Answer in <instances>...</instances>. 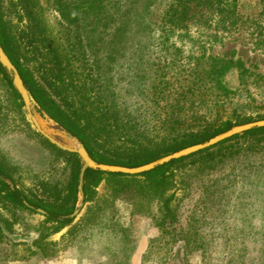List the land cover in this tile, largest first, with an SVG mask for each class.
<instances>
[{"label": "rangeland", "instance_id": "374dc122", "mask_svg": "<svg viewBox=\"0 0 264 264\" xmlns=\"http://www.w3.org/2000/svg\"><path fill=\"white\" fill-rule=\"evenodd\" d=\"M36 1L45 34L59 49L76 41L80 33L86 37L90 26L84 27L81 21L82 25L74 28L60 14L58 2L64 1L71 2L72 15V0ZM239 10L240 22L230 29L193 19L189 30L194 38L176 40L169 53L152 45L144 60L118 57L112 61L113 70L107 78L118 101L130 99L123 85L127 88L132 78H138L136 74L145 75L148 70L157 78L154 70L169 60L179 58L176 65L181 70L190 64V55L204 52L242 60L249 69L247 81L242 84L237 68L230 70L225 80L233 93L219 108L211 105L195 113L184 111L182 120L187 121L181 128L198 130L209 124L217 129L228 122L242 124L236 122L246 117L264 119V5L259 0H240ZM0 11L8 33L19 44L23 61L36 74L42 72L46 58L36 59L27 49L24 31L29 20L18 0H0ZM84 49L89 52L88 47ZM104 50L102 44L100 56ZM177 68L165 67L169 71L166 77L172 80ZM156 97L158 103L146 105L144 120L151 129L153 124H161L173 103L168 94ZM37 112L49 130L51 120ZM168 131L152 129L148 137H161ZM236 141L234 153L220 154L210 161L194 155L175 166V182L165 193L173 194L170 204L175 217H165L163 198L142 197L133 190L116 192L107 180L98 186L94 201H85L75 219H67L66 226L54 231L58 223L46 222L47 215L37 208L69 205L77 157L81 168L83 162L76 153L38 132L12 80L10 83L0 71V169L12 178L0 176L11 185L4 179L9 178L37 203L27 208L6 199L0 182V264H264V149H247L244 137L227 143ZM94 205L98 210L93 214ZM105 211H109L108 216H100ZM39 250L42 252L34 253Z\"/></svg>", "mask_w": 264, "mask_h": 264}, {"label": "trees", "instance_id": "16d2710c", "mask_svg": "<svg viewBox=\"0 0 264 264\" xmlns=\"http://www.w3.org/2000/svg\"><path fill=\"white\" fill-rule=\"evenodd\" d=\"M259 1L264 5V0ZM18 3L29 20L24 31L27 49L36 59L40 56L46 58L43 71L36 74L23 61L19 44L8 33L0 11L1 43L18 67L40 111L43 110L67 131L80 138L96 160L128 166L142 165L207 140L234 125L228 122L217 129L209 124L198 130L181 128L187 121L182 120L184 111L189 109L195 113L196 109L209 108L211 105L212 108H219L225 98L233 93L225 80L230 70L237 68L240 81L246 83L249 69L240 59L203 52L199 56L190 55V64L180 70L176 65L179 58L175 57L161 69L154 70L157 78L146 70L145 75L136 74L139 79L132 78L127 88L123 85L130 99H123L122 102L118 101L119 96L115 90L110 89L107 73L113 70L110 64L118 57L144 60L145 56H149L152 45L160 46V50L165 49L169 53L176 40L193 39L189 30V21L193 19L212 24L216 28L230 29L240 22V0H72V15L71 2L59 1L60 14L68 25L79 27L82 21L84 27L90 26L85 38L81 33L76 35V41L72 40L71 45L64 46L63 50L45 34L42 20L36 12L37 1L18 0ZM70 39L67 38L68 41ZM102 44L105 50L100 56ZM85 46L89 52L84 49ZM65 60L66 65H63ZM168 65L177 68L172 80L166 77L169 71L165 67L168 68ZM0 71L11 83L1 64ZM151 79L155 81L148 83L147 80ZM152 91L154 95H151ZM160 93L172 97V108L165 113L161 124H153L152 129L169 131L167 135L164 133V136L151 138L148 136L152 129L144 120L148 109L146 105L158 103L156 96ZM253 119L246 117L236 123ZM241 137L247 142V149H264V127H259L220 142L216 145L221 146L219 149H213V146L140 175L108 173L89 168L85 174V201H94L98 186L108 180L116 192L133 190L142 197L163 198L165 217H175L170 204L173 194L165 195L168 186L175 182V166L194 155H198L200 160L210 161L220 154L234 153L239 141L227 142ZM80 169L77 157L70 182L72 199L69 205L42 206L47 211L46 222L58 223L54 231H59L70 222L60 216L71 213L75 208ZM0 175L12 178L2 169ZM0 182L4 186L1 191L6 199L27 208L30 206L25 201L31 205L37 204L17 187L12 188L1 176ZM91 210L94 214L98 207L94 205ZM103 214L108 216L109 211L100 212V216ZM37 243H40L39 240ZM40 246L47 249L46 246ZM40 252L42 250L34 253ZM44 255L49 253L44 251Z\"/></svg>", "mask_w": 264, "mask_h": 264}, {"label": "water", "instance_id": "95a60500", "mask_svg": "<svg viewBox=\"0 0 264 264\" xmlns=\"http://www.w3.org/2000/svg\"><path fill=\"white\" fill-rule=\"evenodd\" d=\"M0 64L4 68L5 72L9 76V78L12 80V83L16 89V91L19 93L22 101L24 102L26 111L28 112L30 119L38 132L43 135L45 138L50 140L55 145L59 146L60 148L76 153L82 160L83 166L80 171L79 176V184H78V199L75 205V208L72 213L61 215L60 217L62 219H75V217L80 213L83 205L85 204V194H84V184H85V174L87 169H95L99 171H104L108 173H121V174H127V175H137L141 173H145L148 171H151L161 165H164L166 163H169L173 160L192 155L194 153H197L199 151H202L204 149L210 148L214 145H217L218 143L229 139L235 135L244 133L248 130L264 127V119H259L247 123L237 124L229 129L218 133L214 135L213 137L204 140L202 142L189 145L187 147H184L182 149H179L177 151L171 152L167 155L161 156L153 161H150L148 163L137 165V166H128V165H121V164H112V163H106V162H100L96 160L90 153V151L87 149L85 143L78 138L77 136L73 135L69 131H67L64 127H62L58 122L50 118L43 110L40 111V106L38 105V102L34 98V95L32 94L31 90L29 89L28 85L26 84L22 74L20 73L18 67L13 62L9 54L7 53L6 49L1 43L0 40ZM41 114L47 116L52 123L58 125V129L56 130V133L72 140L73 145H67L61 140L58 139L57 136L47 132L41 122L42 120L39 118L38 112ZM49 123V122H48ZM7 182H9L12 188H14V184L11 182L9 178H4ZM27 205L30 207H33L31 204H29L27 201H25ZM37 210L41 213L47 214V211L43 208H37Z\"/></svg>", "mask_w": 264, "mask_h": 264}, {"label": "bare ground", "instance_id": "6f19581e", "mask_svg": "<svg viewBox=\"0 0 264 264\" xmlns=\"http://www.w3.org/2000/svg\"><path fill=\"white\" fill-rule=\"evenodd\" d=\"M42 124V123H41ZM43 128L47 131V132H50L52 133L53 135L57 136L59 140H61L62 142H64L65 144L67 145H70L72 144L73 145V142L72 140L70 141L69 139L59 135L56 133V130L58 129V125L54 124V123H48V128H50L49 130L45 128V126L42 124Z\"/></svg>", "mask_w": 264, "mask_h": 264}]
</instances>
